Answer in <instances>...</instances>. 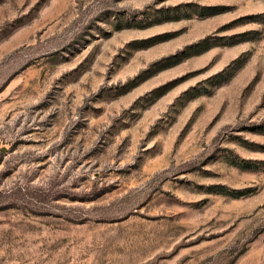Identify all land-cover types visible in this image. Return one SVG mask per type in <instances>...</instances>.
Segmentation results:
<instances>
[{
  "label": "rangeland",
  "instance_id": "1",
  "mask_svg": "<svg viewBox=\"0 0 264 264\" xmlns=\"http://www.w3.org/2000/svg\"><path fill=\"white\" fill-rule=\"evenodd\" d=\"M0 264H264V0H0Z\"/></svg>",
  "mask_w": 264,
  "mask_h": 264
}]
</instances>
